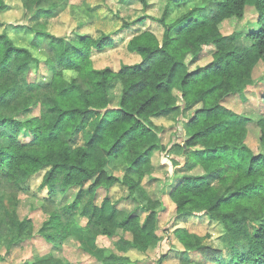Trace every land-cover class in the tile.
Instances as JSON below:
<instances>
[{
    "label": "trees",
    "instance_id": "trees-1",
    "mask_svg": "<svg viewBox=\"0 0 264 264\" xmlns=\"http://www.w3.org/2000/svg\"><path fill=\"white\" fill-rule=\"evenodd\" d=\"M22 1L26 7L49 10L60 0ZM137 1L144 8L149 5ZM187 1L171 0L177 5ZM208 2L213 7L207 12L196 7L170 19L167 8L161 19L152 18L162 26V38L149 30L134 34L127 49L141 60L117 71L96 67L94 52L117 47L116 36L147 17H125L109 8L97 22L98 35L81 34L76 44L29 28L35 32L32 45L18 46L0 33V199L8 194L14 202L12 208L0 209V260L37 236L55 248L63 246L76 224L73 212L82 204L87 231L143 253L157 247L162 241L160 213L166 209L161 199L149 194L116 226L96 201L100 190L116 184L126 185L130 196L138 198L135 192L150 174L154 154L167 149L161 137L164 128L154 118L178 111L173 100V88L178 87L182 116L188 121L183 143L171 148L187 156L188 169L200 158L212 161L230 151L248 154L249 160L234 174L213 172H218L223 189L207 174H183L169 192L176 217L203 214L221 222L230 249L210 247L200 236L178 230L184 248L173 247L172 252L180 264H264V154H253L245 143L254 125L264 141V115L253 118L227 106L230 99H242L244 84L264 61V0ZM249 4L256 9L254 25L224 32L227 21L245 18ZM7 9L0 0V13ZM207 48L210 59L201 64ZM42 65L45 82L32 75ZM102 111L108 113L107 121L98 120L90 130ZM119 164L124 165L123 175ZM43 170L40 189L48 197L39 206L45 219L36 229L32 217L19 216V206L21 195L32 194L31 178ZM58 195L69 199L61 208L53 205ZM104 261L128 259L110 255Z\"/></svg>",
    "mask_w": 264,
    "mask_h": 264
},
{
    "label": "rangeland",
    "instance_id": "rangeland-1",
    "mask_svg": "<svg viewBox=\"0 0 264 264\" xmlns=\"http://www.w3.org/2000/svg\"><path fill=\"white\" fill-rule=\"evenodd\" d=\"M8 9L0 13V33H7L18 46H31L34 41L36 30H47L54 35L64 37L68 42L78 43L81 34L98 35L97 22L101 20L111 8L121 16L147 17L143 23L136 24L130 29L116 36L117 47L104 52H94L93 59L98 68L112 67L119 70L123 64H134L141 60L140 56L132 54L127 49V43L131 37L146 30L154 32L160 39L163 35V28L152 18L161 19L166 9L169 8V18H178L192 8L200 7L204 12L212 8L213 3L208 0H188L179 5L171 0H147L148 7L144 8L137 0H60L58 4L49 10H41L38 7H26L22 0H5ZM256 15L255 6L249 4L245 11V18L241 21L231 19L223 24L224 32L235 29L251 28L252 17ZM95 19L92 20V17ZM96 23V24H95ZM15 26H27L16 28ZM203 57L201 64L209 61V51ZM211 52V51H210ZM196 64H192V67ZM33 77L40 82H45L46 71L42 65L41 70L33 72ZM70 73L67 72V76ZM264 94V61H261L254 68L252 76L244 84L242 99L235 97L230 99L227 106L235 111L249 117L257 118L264 115V104L262 96ZM173 100L178 111L154 118L158 126H162V141L167 147L164 152H156L152 158L150 174L142 183L140 189L136 190L137 199L130 196L126 185L116 184L109 191L100 190L96 204L101 207L105 216L116 226L119 220L126 217L139 204L147 201L149 194L153 198H159L164 203V211L160 213V226L158 234L162 241L157 247L150 248L147 252H140L127 247L103 235H94L85 229L87 219L81 215L82 206L73 212L76 224L71 229L70 237L60 248H55L42 237H34L24 241L14 247L12 253L5 259L0 260V264H63L64 260L69 264H106L104 259L110 255H116L120 259L127 258L128 261L116 264H180V258L174 252L173 247L184 248L178 236H182V230H188L190 234L203 238V243L227 251L231 247V242L227 232L221 222L212 221L203 214L183 215L176 217L173 202L170 200L169 192L171 188L180 181L183 174L189 175H209L212 184L223 189L219 175L213 173L220 170L227 174H234L241 165L247 166L249 155L241 152L230 151L216 160L204 161L200 158L196 162V167L188 169L187 156L173 153L174 144L183 143L186 136V122L188 119L182 116L184 103L178 87L173 88ZM116 117L119 112L116 113ZM100 119L107 121L108 113L102 111L93 121L90 127L92 130L96 122ZM256 126L249 130L245 141L247 147L253 154H264V141L261 140V132ZM153 140L157 138L153 137ZM83 144V139L79 140ZM190 161V160H189ZM93 161H91L92 165ZM193 162L190 161V164ZM121 175L125 173L124 165H118ZM112 171V166L108 168ZM45 170L34 175L30 180L31 195H21L22 202L19 206V216L21 218L32 217L35 227L38 229L45 219L43 211L39 206L45 203L48 194L40 189ZM218 176V177H213ZM69 200V199H68ZM65 196L58 195L55 198L57 208H61L68 201ZM14 202L9 195L0 199V209L2 207L12 208ZM37 208V209H35ZM110 226V224H109ZM255 226V225H254ZM178 230H181L177 233ZM177 234V235H176ZM199 258L202 256L198 254ZM65 263V262H64Z\"/></svg>",
    "mask_w": 264,
    "mask_h": 264
}]
</instances>
